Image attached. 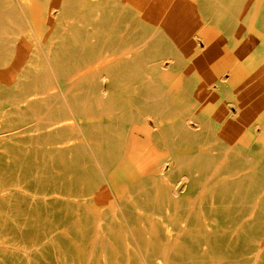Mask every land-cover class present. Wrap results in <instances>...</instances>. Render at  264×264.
Instances as JSON below:
<instances>
[{"label": "rangeland", "instance_id": "obj_1", "mask_svg": "<svg viewBox=\"0 0 264 264\" xmlns=\"http://www.w3.org/2000/svg\"><path fill=\"white\" fill-rule=\"evenodd\" d=\"M186 1L215 25L227 24L223 29L238 25L233 11L209 12L214 4L227 8L223 3ZM97 3L0 0V100L10 98L0 103V196L12 212L0 264H264V128L257 136L260 112L250 110L264 96V0L241 6L243 63L254 77L247 84L250 99L239 110L236 100H221L210 87L230 69L163 67L169 54L157 34L172 3L103 0L122 24L112 30L118 23L109 17L89 19L90 4ZM102 46L121 47L129 61L110 53L101 59ZM34 50L56 63L46 70L48 78ZM195 57L200 65L215 63L210 54ZM32 74H42L40 81L31 83ZM157 99L162 106L155 114ZM225 104L227 114L218 118L223 123L205 128L199 119L197 136L178 127L180 114L172 110L180 106L183 114L215 119ZM158 128L170 134L169 148L160 152L172 150V162L148 154ZM156 159L161 166L154 171Z\"/></svg>", "mask_w": 264, "mask_h": 264}, {"label": "crops", "instance_id": "obj_2", "mask_svg": "<svg viewBox=\"0 0 264 264\" xmlns=\"http://www.w3.org/2000/svg\"><path fill=\"white\" fill-rule=\"evenodd\" d=\"M166 1V0H164ZM167 0L168 3H172V5L167 10L166 15L161 21L160 28L158 30V36L160 37L159 42L165 44L164 53L169 54V56H165L169 63L165 64L166 60L163 61V67L164 68H181L188 67V68H226L230 69V76H217L213 79V81L210 84V87L213 92H217L219 94L220 99H225L226 102L233 100H236V108L239 110L240 106L244 101L249 100L248 97L249 90H247V84L251 81L252 77H254V74L250 68L252 66H247L244 64V60L247 58L245 52V46H246V34L245 30L240 26L239 22L242 20L243 17H245V10L242 9L241 6H245L246 2H250L252 0H232V2H229V0H219L220 3L225 4L227 6V10L233 11V15H236L231 17L233 22H238L237 27L230 29L226 28L223 29V26H227V24L221 23L218 25H215L213 22H211L212 19H206L205 16L202 15V13L195 12L192 7H190L188 2L186 0ZM58 2V1H57ZM56 2V3H57ZM103 0H98L97 4H90V20H100L102 15L109 17L112 20H116L114 17H110L109 13L103 8L102 3ZM54 3V2H49ZM59 3V2H58ZM94 6H99L100 9L92 14L91 9ZM234 7L233 10H230ZM66 8H62L58 10L60 14H63L64 11H66ZM19 14L22 15L23 8L21 7L19 10H17ZM237 11V12H236ZM208 12V11H205ZM210 12V11H209ZM205 14V13H204ZM217 16V15H213ZM45 20H50L51 17L49 16V12H45L44 16ZM225 22L231 21L229 18H225ZM118 24H115L117 27H111L109 29H121L122 24L120 21H117ZM213 23V24H211ZM235 24V23H233ZM97 28H101V24H98L97 26L94 25ZM101 26V27H100ZM222 26V27H221ZM241 27V28H240ZM161 30V31H160ZM153 35V34H152ZM262 37V36H261ZM261 41V39H260ZM96 43L102 44V40L100 41H94ZM115 41H110V45H113ZM120 42V41H119ZM203 43V44H202ZM199 45L200 47H198ZM139 46V45H138ZM142 46V45H140ZM103 49V50H102ZM108 49V50H107ZM105 46L98 49L99 53H110V54H118V55H125L124 58L121 60L122 62L129 61L128 54L129 52H123L124 50L117 46V48H107ZM102 50V51H101ZM259 50V56L258 59L261 61V52L262 48L260 45ZM38 50H34L33 52H37ZM168 51V53L166 52ZM124 53V54H122ZM199 53H206L210 54V59L214 64L210 65H200L199 63L203 62V60H200L199 58L195 57V54ZM182 54V55H181ZM126 58V59H125ZM231 58L233 60H231ZM125 59V60H124ZM184 59L185 62L187 61L185 65H181V63H184L182 60ZM43 62H39L41 64L39 65V68H45L49 72V68L52 69L53 64L56 63L54 61L50 62L47 60V57L43 60ZM246 62V61H245ZM196 63V64H194ZM232 63V64H231ZM45 64V65H44ZM250 65V64H248ZM22 66V65H21ZM20 66V67H21ZM262 69V63L259 65ZM19 67V68H20ZM30 67V66H29ZM48 69H47V68ZM31 70H33L30 67ZM262 75L264 74L263 70H260ZM48 72L46 78H48ZM262 85H264V76H262ZM177 84V83H175ZM237 84L238 90L236 91L238 94H234L235 89L234 86ZM90 89L88 87L85 88V93H87ZM246 91V92H245ZM63 94V92H62ZM187 99H192L195 102L198 101L195 97L189 95ZM64 100V99H62ZM155 108L153 112L155 114L157 111L161 108L162 103L160 99L155 100L154 102ZM251 109L254 113H259V117L256 122V132L257 136L261 135L262 129L264 128V96H257L255 101L250 105ZM173 112H176L180 114V117L177 124L178 127H185L184 130L190 132V135L197 136L199 128L204 124L205 128L208 126H212L215 124L223 123L218 118L223 117V115L227 114V107L225 106L220 110L221 115H219L217 118L212 119L209 118L203 114H198L194 111L188 112V113H181L182 108L180 106H174L172 108ZM234 116L237 115V112L234 113ZM169 115L165 116L163 118H159L158 122H156V127H160L161 124L169 120ZM199 119L202 121V125L199 122ZM193 122L195 123V126L193 125ZM182 129V128H181ZM252 131L253 133L255 132ZM239 135V132L236 131ZM257 136H255V141L257 140ZM153 146L150 152L148 153L150 156H164V160L166 162H172L171 159L173 157L172 150H169L166 152H160L165 148H169L170 144V134L165 131V129L162 130V128H158V130H153L151 135ZM136 147V146H134ZM157 160V161H156ZM153 160L157 165L154 166V171L157 169V167L161 166L159 164V160L156 159Z\"/></svg>", "mask_w": 264, "mask_h": 264}, {"label": "bare ground", "instance_id": "obj_3", "mask_svg": "<svg viewBox=\"0 0 264 264\" xmlns=\"http://www.w3.org/2000/svg\"><path fill=\"white\" fill-rule=\"evenodd\" d=\"M174 1V0H173ZM215 2H217L218 4H222V3H220L219 2V0H216ZM257 5V4H256ZM214 8H212L211 10H209L210 12H212L213 14H219V13H227L228 15H230L232 12L231 11H229V10H227L226 8H224V7H220L219 5H217V4H214V6H213ZM114 21V20H113ZM97 26V25H96ZM102 26V25H101ZM100 26V27H101ZM98 42V41H97ZM106 42V41H105ZM102 44H104V43H102ZM139 45H142V44H139ZM103 47V46H102ZM117 48V47H116ZM107 49V48H106ZM113 49V48H112ZM103 50V49H102ZM101 50V51H102ZM108 50V49H107ZM35 58H36V61L39 63V62H45V61H43L44 59L41 57V55L38 53V52H36L35 53ZM126 57V56H125ZM122 58V57H121ZM123 58H124V56H123ZM122 58V59H123ZM126 59V58H125ZM124 59V60H125ZM39 64H41V63H39ZM45 65V64H44ZM44 68V67H43ZM47 68V67H46ZM48 69V68H47ZM49 70H50V68H49ZM52 71V70H51ZM47 71H46V69L45 70H43V76L45 75V73H46ZM49 73H51V72H49ZM48 73V74H49ZM47 74V73H46ZM42 75V74H41ZM41 75L40 76H36L35 74H32V77H31V79H30V82L31 83H33V81H35V80H38V78L40 79L41 78ZM51 75V74H50ZM42 76V77H43ZM45 76H47V75H45ZM38 81H40V80H38ZM34 84V83H33ZM36 85V84H35ZM15 89V88H14ZM31 94V93H30ZM36 94H38L37 92H36ZM35 94V95H36ZM25 95V94H24ZM27 95V94H26ZM25 95V96H26ZM35 95L34 96H32L31 98H33V97H35ZM41 95V94H40ZM39 96V95H38ZM38 96H36V98H38ZM61 97V96H60ZM68 97H70V96H68ZM22 98L24 99V97H23V95H22ZM31 98H30V100H31ZM59 98V97H58ZM62 98V97H61ZM25 99H27L28 100V98L27 97H25ZM62 99H64V98H62ZM3 100L4 101H6V100H10V98H3V99H1L0 100V103H2L3 102ZM15 100V99H14ZM44 100V99H43ZM60 100V99H59ZM58 100V101H59ZM24 101V100H23ZM26 101V100H25ZM24 101V102H25ZM29 101V100H28ZM56 102H57V100H55ZM54 101V102H55ZM68 101H70V99L68 100ZM20 102H22L21 100H20ZM41 102V101H40ZM53 102V101H52ZM60 102V101H59ZM58 102V103H59ZM62 102V101H61ZM64 102V101H63ZM71 102V101H70ZM50 103V102H49ZM57 103V104H58ZM65 103V102H64ZM69 103V102H68ZM26 104V103H25ZM32 104V103H31ZM37 104V103H36ZM39 104V103H38ZM40 104H42V102L40 103ZM52 104V103H51ZM50 104V106H52ZM56 104V105H57ZM46 105V104H45ZM49 105V104H48ZM54 105V104H53ZM62 105H65V104H62ZM40 106V105H39ZM42 106H44V104L42 105ZM50 106H48V108L50 107ZM59 106V105H58ZM66 106H67V104H66ZM37 107V106H36ZM32 108V107H31ZM38 108V107H37ZM45 108V107H44ZM44 108L42 109V111L44 110ZM52 108V107H51ZM63 109H66V108H64V106L62 107ZM50 109V108H49ZM49 109H46V110H49ZM57 109V108H56ZM55 109V110H56ZM40 110H41V108H40ZM45 110V111H46ZM55 110H53V112L55 111ZM67 110V109H66ZM23 111V110H22ZM49 111H51V110H49ZM49 111H47V112H49ZM60 111H61V109H60ZM2 110H0V115H2ZM40 112V111H39ZM46 112V113H47ZM43 113H44V111H43ZM45 113V114H46ZM56 114H58V113H56ZM24 115H26V116H28V114H24ZM48 116H49V114H48ZM55 116V115H54ZM43 117H44V115H43ZM43 117H40V121L42 120V121H46L45 120V118H43ZM3 118V117H2ZM42 118V119H41ZM48 118H51V117H48ZM44 119V120H43ZM46 119H47V117H46ZM36 120V119H35ZM40 121H38V120H36V123H39ZM41 121V122H42ZM47 121H49L48 123L46 122V124H48L47 126L49 127V123L51 124V122H50V120H47ZM40 122V123H41ZM43 122V123H44ZM248 125V124H247ZM55 127V126H54ZM53 127V128H54ZM239 128V127H238ZM48 130H50V129H48ZM63 130V129H62ZM65 130V129H64ZM72 130V129H71ZM240 130H241V134H242V137L244 138V139H248V133H247V130H245L244 128H240ZM8 131H9V129H8ZM66 131V130H65ZM10 132V131H9ZM50 132V131H49ZM48 132V133H49ZM57 132H59V131H57ZM73 133H74V131H72ZM263 132V131H262ZM58 134V133H57ZM56 134V135H57ZM65 134V133H64ZM71 133H69L68 135H70ZM51 135V134H50ZM53 135H55V134H53ZM53 135L52 136H48V137H52L53 138ZM71 135H73V134H71ZM66 136V135H65ZM74 136V135H73ZM37 138V137H36ZM66 138V137H65ZM70 138V137H69ZM239 138V137H238ZM63 139H64V137H63ZM252 139V138H251ZM53 140V139H52ZM55 141V140H54ZM50 142V141H49ZM48 142V143H49ZM57 142V141H56ZM55 142V143H56ZM47 143V142H46ZM52 143V142H51ZM50 143V144H51ZM54 143V144H55ZM240 146V145H239ZM248 150V149H247ZM52 155V154H51ZM92 161H85L84 163H91ZM0 166H2V164L0 165ZM3 167V166H2ZM1 168V167H0ZM5 168V167H4ZM3 168V169H4ZM2 169V170H3ZM7 170H8V168H7ZM6 170V171H7ZM10 178V177H9ZM7 179V178H6ZM15 182V181H14ZM1 191H2V188H1V186H0V193H1ZM13 192V191H12ZM12 196V195H11ZM11 198V197H10ZM1 196H0V241H1V239H2V237H3V235H4V229H3V227H4V225L7 223V221L12 217V212H11V206H10V204H6V203H4V202H1ZM65 199V198H64ZM9 202V201H8ZM29 204H31V203H29ZM19 206V205H18ZM23 206V205H22ZM30 207V206H29ZM28 214V213H27ZM12 221V220H11ZM24 221V220H23ZM25 222V221H24ZM23 223V222H22ZM36 223V222H35ZM13 224V223H12ZM14 225V224H13ZM24 226V225H23ZM22 229V228H21ZM7 231V230H6ZM33 232V231H32ZM15 234V233H14ZM33 235V234H32ZM20 238V237H19ZM19 240V239H18ZM26 241V240H25ZM32 241V240H31ZM34 244V243H33ZM6 253V252H5ZM3 256V255H2ZM8 256V255H7ZM4 258V257H3Z\"/></svg>", "mask_w": 264, "mask_h": 264}]
</instances>
